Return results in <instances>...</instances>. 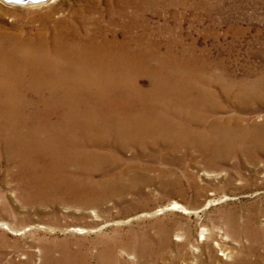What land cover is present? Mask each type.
Wrapping results in <instances>:
<instances>
[{
    "label": "rangeland",
    "instance_id": "obj_1",
    "mask_svg": "<svg viewBox=\"0 0 264 264\" xmlns=\"http://www.w3.org/2000/svg\"><path fill=\"white\" fill-rule=\"evenodd\" d=\"M88 1L105 20L125 19L132 14L145 18L152 41L162 44L160 52L165 50L164 45L173 44L172 53L167 54L179 58L177 69L160 66L164 70L159 74L161 78H171L175 73L182 78L201 79L209 87L204 90L214 88L213 104L224 106L213 111L217 117L236 116L245 126L264 122V0H137L139 3L129 0L130 6L126 5L127 0ZM85 3V0H54L37 8H26L0 2V25L6 27L18 22L34 28V33L43 28L40 20L43 14L48 15L46 23L51 25L54 18H68L76 8H82L81 14L87 15L89 8ZM141 78L138 82L149 86L148 74ZM239 81L248 84L257 81L262 85L251 100L238 101L228 95L227 84ZM154 102L163 104L164 100ZM93 103L88 99L86 107ZM133 107L119 114L127 120L125 116L135 111ZM172 108L168 107L167 111L171 112ZM107 110L114 111L102 109L105 114ZM93 111L96 115L100 113L95 108ZM169 138L160 141L153 137L141 148L102 149L118 163L102 170L91 169L93 172L75 170L79 176L71 177L72 182L69 179L71 189L64 193L54 186L42 191L39 187L42 183L37 181L34 171L27 166L15 168L0 157V243H8V247L0 250V264H40L38 246L62 240L72 243L81 239L82 246L90 253L93 251L92 254L100 250L101 243L152 245L159 240L163 229L168 230L169 242L175 245L188 234V248L203 259L209 257L213 264L229 261L221 249L237 251L246 247L260 255L259 264H264V149L249 159L238 149L211 154L209 149L202 151L189 142L173 145V139ZM82 180L86 186L81 187ZM83 194L82 200L76 198ZM173 203L177 206L172 207ZM227 219L235 221L237 229L246 228L250 234L255 233L258 242L252 245L246 237L239 242L227 238ZM77 228L83 232H74ZM70 248H74L73 244ZM121 250H115L116 262L139 264L135 252L124 254ZM144 251L142 263L148 264ZM29 253L32 257L26 262ZM90 264H94L92 259Z\"/></svg>",
    "mask_w": 264,
    "mask_h": 264
},
{
    "label": "bare ground",
    "instance_id": "obj_2",
    "mask_svg": "<svg viewBox=\"0 0 264 264\" xmlns=\"http://www.w3.org/2000/svg\"><path fill=\"white\" fill-rule=\"evenodd\" d=\"M52 1L0 0L2 4L26 8H37ZM85 1L89 8L87 15L81 14L82 8H76L68 18H54L51 25H47L49 17L45 13L40 17L43 28L34 33V28H26L18 22L6 27L0 25L1 158L15 168L27 166L34 171L37 181L42 183L39 185L42 191L54 186L64 193L72 186L71 177L79 176L75 175V170H102L117 162L102 149L141 148L153 137L160 141L171 137L173 145L178 146L193 143L205 152L209 149L211 154L226 153L225 149L237 152L238 149L249 159L264 149V122L245 126L236 116L217 117L213 111L217 112L224 106L213 104L214 88L212 91L204 90V87H209L201 79L182 78L175 73L171 78H161L159 74L164 70L160 66L177 69L178 57L167 54L172 53L173 44L164 45L165 50L160 52L162 44L152 41L145 18L129 14L125 19L109 17L105 20L88 0ZM127 2L126 5L130 6L131 2ZM147 74L149 86L144 87L138 78ZM231 83L227 84V93L238 101L251 100L262 85L257 81L252 84L243 81ZM88 99L94 101L93 106L89 104L86 107ZM155 100H164V103H155ZM150 101L153 103H146ZM135 104L138 106L133 107ZM131 106L134 112L126 116L121 113L125 120L119 113ZM168 107L174 108L170 112ZM94 108L100 112L99 115L92 112ZM104 108L114 111L107 110L105 114ZM82 181L81 187L86 186L85 180ZM85 195L76 198L82 200ZM173 205L177 206L176 203ZM232 219H227V238L239 242L240 238L246 237L252 245L258 242L255 233L250 234L246 228L237 229ZM2 228L8 229L7 226ZM74 232L81 234L83 230L77 228ZM168 235V230L163 229L159 240L151 241L152 245L148 242H139L135 246L100 242L101 248L95 254L82 246L81 239L72 243L62 240L52 245L40 244L38 255L40 264H90L91 259L94 264H126L116 262L115 250L119 248L126 252L124 254L130 250L135 252L139 264H143V250L149 258L148 264H157L160 260L161 264H213L209 257L203 259L188 248V234L185 233L178 245L171 244ZM70 244L74 248H70ZM4 247H8L6 241L0 243V250ZM221 251L229 260L223 264L260 263V255H255L250 247L238 248L239 252L231 248ZM251 256L254 259H250ZM31 257L29 253L26 262Z\"/></svg>",
    "mask_w": 264,
    "mask_h": 264
}]
</instances>
